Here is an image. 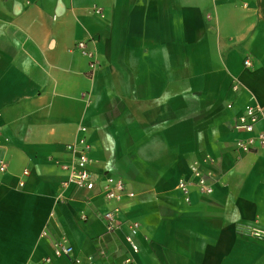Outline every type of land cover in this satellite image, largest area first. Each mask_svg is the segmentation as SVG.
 I'll use <instances>...</instances> for the list:
<instances>
[{"label": "crops", "instance_id": "0c3cea01", "mask_svg": "<svg viewBox=\"0 0 264 264\" xmlns=\"http://www.w3.org/2000/svg\"><path fill=\"white\" fill-rule=\"evenodd\" d=\"M251 103L264 104V0H0V264H264L248 232L264 228V148L235 147ZM79 139L90 190L66 183ZM204 154L219 179L187 204L177 179ZM105 175L134 196L105 200ZM60 236L69 257L53 254Z\"/></svg>", "mask_w": 264, "mask_h": 264}, {"label": "built area", "instance_id": "2783aa9c", "mask_svg": "<svg viewBox=\"0 0 264 264\" xmlns=\"http://www.w3.org/2000/svg\"><path fill=\"white\" fill-rule=\"evenodd\" d=\"M88 41H77L73 47L77 48L82 55L86 56L89 60V67L93 69L95 66V60L93 52L87 47ZM243 66L246 68L252 67V61L249 58H244ZM239 88L237 83L232 85V89L237 90ZM259 121H264V104L251 103L244 107V109L235 117L234 127L246 134L245 137L239 138L235 141L236 149L249 152L256 150L257 148H264V130L255 132V125ZM65 149L73 155V163L70 166H66L68 176L66 183H72L75 187L92 189L95 185V178L93 173L89 169L90 158L88 156L89 145L85 143L84 139H79L77 142L68 143L65 145ZM5 165H0V170H4ZM27 173V170H24ZM102 196L107 201H120L124 196L133 197L134 193L127 189L125 183L117 177L111 175H105L103 178ZM219 179V175L215 169V160L209 155L204 154L197 158L192 159L188 163V174L177 179L176 186L181 192L182 199L185 203L191 202L190 194L192 191H196L199 195L209 196L213 193L214 186ZM120 210L116 204L110 210L103 213V217L106 219L107 231H113L115 228L121 225L113 221V216ZM84 218V216H83ZM128 227V232L125 234L126 242L131 252L137 251V245L132 239L139 228L138 221L134 219H128L124 222ZM119 224V225H118ZM248 232L251 236L257 239L264 238V228L258 226L248 227ZM53 254L55 256L69 257L73 252L72 245L67 241L65 236H60L58 240L53 243ZM97 254L100 256L105 255L104 248L100 247L97 250ZM44 261H49V257H45ZM73 264H91V257L82 259L78 256L72 257ZM124 264H138L130 256L124 259Z\"/></svg>", "mask_w": 264, "mask_h": 264}]
</instances>
